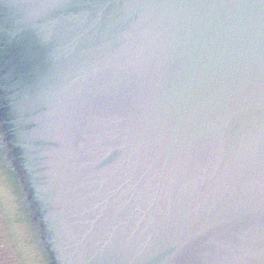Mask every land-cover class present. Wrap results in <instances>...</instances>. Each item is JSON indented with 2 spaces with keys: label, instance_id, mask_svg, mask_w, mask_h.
<instances>
[{
  "label": "water",
  "instance_id": "1",
  "mask_svg": "<svg viewBox=\"0 0 264 264\" xmlns=\"http://www.w3.org/2000/svg\"><path fill=\"white\" fill-rule=\"evenodd\" d=\"M0 104L62 264H264V0H0Z\"/></svg>",
  "mask_w": 264,
  "mask_h": 264
},
{
  "label": "trees",
  "instance_id": "2",
  "mask_svg": "<svg viewBox=\"0 0 264 264\" xmlns=\"http://www.w3.org/2000/svg\"><path fill=\"white\" fill-rule=\"evenodd\" d=\"M7 151L0 149V217L4 216L1 221L7 232L3 237L8 245L7 258L14 264H44L50 256L37 240L39 232L33 227L34 211L23 207L26 201L20 198L21 183L17 180L20 174L4 164L10 161L7 157H1Z\"/></svg>",
  "mask_w": 264,
  "mask_h": 264
},
{
  "label": "flooded vegetation",
  "instance_id": "3",
  "mask_svg": "<svg viewBox=\"0 0 264 264\" xmlns=\"http://www.w3.org/2000/svg\"><path fill=\"white\" fill-rule=\"evenodd\" d=\"M0 146H2L3 150H8L5 157L10 160L9 162L12 164L15 173L18 172L20 174L18 179L21 183V194L26 201L25 204L27 209L30 208L29 210L34 211V224L39 232L37 237L41 235L39 241L42 242L43 249L46 250L45 253H49V258H51L53 264H62L56 251L53 250V239L47 223L44 220V212L39 207L32 179L27 168L28 165L22 154L21 143L16 140L14 131L11 129L10 122L7 120L2 104H0Z\"/></svg>",
  "mask_w": 264,
  "mask_h": 264
},
{
  "label": "crops",
  "instance_id": "4",
  "mask_svg": "<svg viewBox=\"0 0 264 264\" xmlns=\"http://www.w3.org/2000/svg\"><path fill=\"white\" fill-rule=\"evenodd\" d=\"M2 217L4 216L2 215L0 219H2ZM3 237H4V234H3L2 224H0V264H8L10 260L7 259L8 250L6 249V246H3V243H5L4 242L5 239ZM18 263L16 262V264ZM11 264H14V262H11Z\"/></svg>",
  "mask_w": 264,
  "mask_h": 264
},
{
  "label": "rangeland",
  "instance_id": "5",
  "mask_svg": "<svg viewBox=\"0 0 264 264\" xmlns=\"http://www.w3.org/2000/svg\"><path fill=\"white\" fill-rule=\"evenodd\" d=\"M2 219H0V224H2V227L4 228V226H3V223H2V221H1ZM6 229L4 228V231H3V234L4 235H6L7 234V232L5 231ZM3 246H6V249L8 250V245H7V243L5 242V243H3ZM3 249V248H2ZM8 260H10L9 258H7ZM8 264H11V261L8 263Z\"/></svg>",
  "mask_w": 264,
  "mask_h": 264
}]
</instances>
